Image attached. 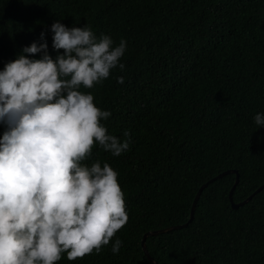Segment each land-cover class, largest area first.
<instances>
[{"label": "trees", "instance_id": "1", "mask_svg": "<svg viewBox=\"0 0 264 264\" xmlns=\"http://www.w3.org/2000/svg\"><path fill=\"white\" fill-rule=\"evenodd\" d=\"M56 21L127 41L124 69L80 91L111 113L108 134L130 139L120 156L97 144L83 162L118 173L127 224L99 254L56 264H150L143 235L186 223L201 185L235 170L240 203L264 184V0H0V70L41 33L55 59ZM234 181L208 184L186 228L146 237L156 264H264V189L233 210Z\"/></svg>", "mask_w": 264, "mask_h": 264}, {"label": "clouds", "instance_id": "2", "mask_svg": "<svg viewBox=\"0 0 264 264\" xmlns=\"http://www.w3.org/2000/svg\"><path fill=\"white\" fill-rule=\"evenodd\" d=\"M0 70V264H56L99 254L128 222L118 173L108 163H83L99 145L120 156L129 149L108 134L111 113L92 89L108 79L127 49L88 26H51ZM39 55V59H31ZM123 84V77L117 78ZM264 127V113L254 117ZM129 137V132H124ZM122 246L115 239L111 251Z\"/></svg>", "mask_w": 264, "mask_h": 264}, {"label": "water", "instance_id": "3", "mask_svg": "<svg viewBox=\"0 0 264 264\" xmlns=\"http://www.w3.org/2000/svg\"><path fill=\"white\" fill-rule=\"evenodd\" d=\"M234 174L235 175V181H234V184L233 186L231 187L230 191H229V194H228V200H229V203H230V207L231 209L233 210H236L238 209L239 207L243 206L244 204H246L255 194H257L259 191H261L262 189H264V184L261 185L252 195H250L247 199H245L244 201L240 202V203H234L233 202V199H232V194H233V191L236 187V185L238 184L239 182V178H238V174H237V171L235 170H227V171H224L223 173L217 175L215 178L207 181L206 183H204L203 185L200 186V188L198 189L197 193L195 194V197L192 201V204H191V208H190V212H189V219L186 223L182 224V225H177V226H171V227H168V228H165V229H162V230H158V231H152V232H147L143 235L142 237V240H141V249L143 251V254L145 255V257L147 258L148 262L150 264H156L153 259L150 257V255L148 254L147 252V249H146V246H145V239L146 237L148 236H155V235H158V234H163V233H166V232H171V231H174V230H178V229H183V228H186L187 225L192 221L193 219V216H194V211H195V207H196V204H197V201L203 191V189L210 183H212L215 179L217 178H221L222 176H225L227 174Z\"/></svg>", "mask_w": 264, "mask_h": 264}]
</instances>
